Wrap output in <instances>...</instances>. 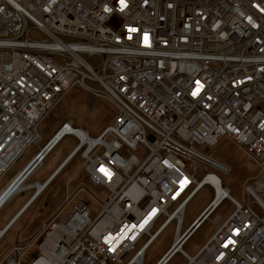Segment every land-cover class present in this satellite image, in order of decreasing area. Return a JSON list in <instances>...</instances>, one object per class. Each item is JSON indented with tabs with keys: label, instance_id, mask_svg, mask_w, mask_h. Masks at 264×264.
I'll return each mask as SVG.
<instances>
[{
	"label": "built area",
	"instance_id": "2783aa9c",
	"mask_svg": "<svg viewBox=\"0 0 264 264\" xmlns=\"http://www.w3.org/2000/svg\"><path fill=\"white\" fill-rule=\"evenodd\" d=\"M71 85L109 102L112 115L92 137L63 122L0 205L65 134L77 143L58 170L78 155L106 197L94 199L73 172L36 233L0 264H21L31 248L28 264H141L172 221L173 242L154 264L176 252L186 264H264V0H0V177L38 144L35 126ZM222 138L258 169L245 207L212 172H229L209 153ZM204 185L213 196L201 221L180 232L185 204ZM80 193L97 203L93 218L75 202ZM225 198L233 212L185 255L182 244Z\"/></svg>",
	"mask_w": 264,
	"mask_h": 264
},
{
	"label": "rangeland",
	"instance_id": "374dc122",
	"mask_svg": "<svg viewBox=\"0 0 264 264\" xmlns=\"http://www.w3.org/2000/svg\"><path fill=\"white\" fill-rule=\"evenodd\" d=\"M30 36L32 38H38V35L34 32H30ZM84 57L87 61L92 62L91 58L87 55H84ZM112 113L113 108L109 102L103 100L96 102L87 92L79 90L76 85H71L35 126V133L40 135L37 139L38 144L29 143L4 173V178L14 176L17 171L38 152L39 148L46 143L49 137L63 122L68 120L72 121L71 126L73 128L85 130L88 132V135L92 137L106 124ZM76 143L77 139L75 136L71 134L63 135L42 157L41 163L38 165V168L34 173L39 174L41 171L46 173L48 171L46 168L54 166L63 160ZM209 153L216 161L225 164L229 168L227 174L212 170V172L218 177L220 186L227 189V193L232 200L245 207L247 205L248 197L243 188L247 184H250L253 178L257 175V167L248 155L237 149L233 143L226 138H222L218 143L210 147ZM136 155L140 156L139 153H136ZM81 164V158L76 155L71 161L67 162L62 169L58 170L55 174L56 176L47 187L48 189H46L42 195L45 196L47 190L51 191L50 193H47V195H50L53 192L52 190L56 189L55 194L61 198L63 193V180L68 178L73 172L77 171L74 179L81 181L83 187L94 199L104 200L106 193L101 187L93 184L87 178L86 174L81 169ZM195 176L198 179L200 174H196ZM27 181H29V178L26 182ZM212 196V190L207 185H204L187 201L183 208L180 232L184 231L189 226L191 221L194 220L211 201ZM75 202H81L87 206L89 210V218H93L99 209L97 203L85 193L77 195ZM250 207L255 208V205L251 204ZM234 208L235 205L229 199L225 198L220 201L207 219H204L191 233L189 238L182 244V252L189 257H193L206 240L215 232L218 226L233 212ZM29 211H32V208H30ZM214 217H218V220L215 223H212L211 219ZM160 222L161 220H158L150 232H152ZM174 232L175 225L174 221H172L168 223L145 248L141 264H154L170 247V244L174 239ZM146 238V235H142L137 241L135 248L141 245ZM6 249L7 243L2 239L0 241V256ZM36 253L37 250L35 248L29 249L21 260V264H28ZM130 255L131 253L126 254L124 261H126ZM186 262L187 258L181 253L176 252L169 259L167 264H186Z\"/></svg>",
	"mask_w": 264,
	"mask_h": 264
},
{
	"label": "crops",
	"instance_id": "0c3cea01",
	"mask_svg": "<svg viewBox=\"0 0 264 264\" xmlns=\"http://www.w3.org/2000/svg\"><path fill=\"white\" fill-rule=\"evenodd\" d=\"M29 160L17 171L14 176L4 178L3 175L0 177V196L4 193H2V191L23 169ZM62 162L63 160L54 166L47 167L46 169L48 171L46 173L41 171V173L35 174L34 172L41 163L40 160L23 180L22 189L14 194H11L0 205V231L2 232L0 235V241L3 239L7 243V249L1 254L0 258L16 242H21L25 239L31 238L39 229L41 222L47 218V216L60 202L61 198L55 194L56 189L52 190L53 192L50 195H47V193L51 192L49 190H47L45 196L42 194L46 189H48L47 187L56 176L55 174L58 172ZM28 178L29 181L26 182ZM37 183L39 186H43L44 183L45 186H47L42 192L34 195L35 184ZM30 208H32V211H29Z\"/></svg>",
	"mask_w": 264,
	"mask_h": 264
},
{
	"label": "bare ground",
	"instance_id": "6f19581e",
	"mask_svg": "<svg viewBox=\"0 0 264 264\" xmlns=\"http://www.w3.org/2000/svg\"><path fill=\"white\" fill-rule=\"evenodd\" d=\"M24 173H25V171L15 180V182L9 187V189L8 190H6L1 196H0V202L7 196V194L9 193V192H11L12 190H14V189H16L17 187H19L20 186V184H19V180L22 178V176L24 175ZM22 183H23V181H22ZM21 183V185H22V187H23V184ZM42 186H37L35 189H37V193L39 192V190H40V188H41ZM44 189V188H43ZM202 217V216H201ZM200 217V218H201ZM198 222V221H197ZM35 264H38V263H35Z\"/></svg>",
	"mask_w": 264,
	"mask_h": 264
},
{
	"label": "water",
	"instance_id": "95a60500",
	"mask_svg": "<svg viewBox=\"0 0 264 264\" xmlns=\"http://www.w3.org/2000/svg\"><path fill=\"white\" fill-rule=\"evenodd\" d=\"M39 155H40V154H39ZM39 155H38V156H39ZM38 156L35 158V160L38 158ZM35 160H33V161L30 163V165L27 167V170L33 165V163H34ZM27 170H24L25 173L27 172ZM24 171H23V172H24ZM23 172H22V173H23ZM203 214H204V213H202V214H200V215L198 216V218L196 219V222H195L196 224L199 223V222L201 221V219H202V217H203ZM201 216H202V217H201ZM200 217H201V218H200ZM197 221H198V222H197Z\"/></svg>",
	"mask_w": 264,
	"mask_h": 264
},
{
	"label": "snow or ice",
	"instance_id": "6c2138e0",
	"mask_svg": "<svg viewBox=\"0 0 264 264\" xmlns=\"http://www.w3.org/2000/svg\"><path fill=\"white\" fill-rule=\"evenodd\" d=\"M124 3V0H121V4H123Z\"/></svg>",
	"mask_w": 264,
	"mask_h": 264
}]
</instances>
